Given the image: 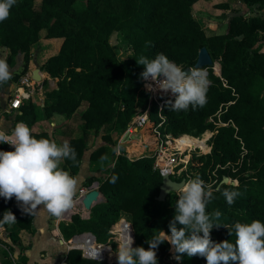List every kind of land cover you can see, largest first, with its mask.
Here are the masks:
<instances>
[{
    "label": "trees",
    "instance_id": "1",
    "mask_svg": "<svg viewBox=\"0 0 264 264\" xmlns=\"http://www.w3.org/2000/svg\"><path fill=\"white\" fill-rule=\"evenodd\" d=\"M199 1L42 0L37 9V0H17L10 17L0 23V53L10 52L6 60L11 66L18 56L23 55L24 59L23 71L0 85V96L10 83H18L28 73L32 48L41 41L43 32L47 40L62 41L59 53L42 66L52 79L59 80L57 89L46 95L40 112L31 99L16 111L14 118L5 115L7 132L16 123L24 122L37 139L55 140L49 131L34 132L37 123L48 122L56 115L71 119L87 103L81 117V136L69 140L77 153V162L67 160L61 166L75 177L88 152L91 165L98 168L105 166L108 157H114L109 173L86 185L98 181L106 200L94 207L89 220L74 215L71 223L60 224L67 242L77 235L92 233L98 243L104 244L100 236H109L115 224L130 226L135 233L133 248L142 246L147 250L146 241L157 230L170 235L169 223L175 215L177 200L171 198L172 194L165 202L157 201L163 185V176L154 171V153L161 143L157 132L161 139L171 136L175 142L183 136L201 140L204 134L215 133L207 147L212 149L211 154L196 157L200 163L199 177L214 194L207 211L219 210L222 214L219 223L223 227H214L210 234L213 242L234 243L236 237L229 231L236 222H264V15L260 14L264 0H234L252 16L247 18L241 7L235 9L227 18L226 33L220 35H208L195 17L194 6ZM228 7L216 6L222 10ZM115 35L120 36L122 47L128 50L121 60L110 42ZM203 48L222 66L221 78L210 74L212 85L206 105L185 112L167 107V101L174 98L153 103L150 122L143 129L149 153L133 161L128 159L126 148L117 155L115 142L127 132L138 112L149 106L141 78L144 67L136 59H153L157 53H163L186 70L194 68ZM93 141H99L94 150ZM0 151L14 148L0 144ZM226 177L238 185L220 186ZM213 182L216 184L210 187ZM224 190L241 195L229 206L222 195ZM8 210L17 222L4 228L12 244L17 245L24 233L33 231L35 213H23L15 198L6 201L0 197V219ZM85 250L89 255L99 252L100 261L118 263L115 253L98 245ZM156 251L158 264H207L204 258H188L186 254L179 263L168 243L161 244ZM67 264L99 263L85 259L79 250H72L68 252Z\"/></svg>",
    "mask_w": 264,
    "mask_h": 264
},
{
    "label": "clouds",
    "instance_id": "2",
    "mask_svg": "<svg viewBox=\"0 0 264 264\" xmlns=\"http://www.w3.org/2000/svg\"><path fill=\"white\" fill-rule=\"evenodd\" d=\"M16 4L17 0H0V23L10 17ZM136 62L144 67L141 78L152 82L146 84L149 91L158 89L174 97L167 101L170 110L195 111L206 105L211 82L205 69L185 71L163 53H157L153 59L139 57ZM11 79L12 70L6 58H0V85ZM0 144L14 148V151H0V197L6 201L15 198L21 211L29 215L40 210L61 218L74 208L78 181L61 166L63 161L77 162V153L68 142L58 145L55 140L37 139L24 122H18L9 133L0 129ZM222 195L231 206L241 193L224 190ZM213 199V190L203 179L189 178L180 190L175 215L169 223L170 235L157 230L146 241L147 250L142 246L133 248L134 239L128 226L118 241V264H158L156 250L163 243L171 245L177 261L186 254L188 258H204L207 264H264V222H236L229 231L236 237L234 243L212 241V229L223 227L219 223L221 212L207 211ZM16 222L15 215L5 211L0 219V231ZM91 255L97 260L99 252Z\"/></svg>",
    "mask_w": 264,
    "mask_h": 264
},
{
    "label": "rangeland",
    "instance_id": "3",
    "mask_svg": "<svg viewBox=\"0 0 264 264\" xmlns=\"http://www.w3.org/2000/svg\"><path fill=\"white\" fill-rule=\"evenodd\" d=\"M41 1L42 0H37V4H36L37 9L40 8ZM205 3L209 7L203 6L204 5L203 4L200 6V8H198L201 10L206 9V11L201 12L203 15L201 17H199V19H197V20L201 23L203 28L206 29L205 30L206 33L208 35H210L213 32H211V30L208 29L207 26L209 24H212V23H216L219 26L224 25L227 22L228 16H223L222 12H214L213 10H211L213 8L215 9V7L217 5H219V4L213 3L212 0H206ZM235 7H236L235 9H240L241 6L238 5ZM214 27L215 26H213L211 28H214ZM45 35H46V33L43 32L41 41L32 48V62L30 64L28 72L40 70L41 72L45 73L42 70L43 64L48 59H50L51 57H53L54 55L59 53V51H60V47H61L62 42L59 40H47V39H45ZM110 42H111V45L113 46L118 58L120 60L122 58L124 59L126 57L125 55L127 54L128 50H127V48L122 47V44L120 41V36L119 35L113 36ZM9 53L10 52L8 50H2V52L0 53V58H6L7 59ZM9 66H10V69L12 70V75L20 74L23 71V66H24L23 55H20L15 59V65L14 66H11V65H9ZM43 73L40 74L38 71V75L42 76ZM42 80H43V85H41V87H36L35 95L33 96L34 98L33 97L31 98L33 101H35V104L37 105L39 112H40V109L43 107L44 101L46 99V95L57 89L58 81H59L56 79H52L50 77V75L43 78ZM16 84L17 83H14V84L10 83V85L5 89L3 95L0 96V115L6 114V115H9L13 118L15 117L17 110L10 107V100L14 98L15 90L13 89V86H16ZM32 91H34V90H32ZM31 99H29V100H31ZM85 108H86V104H84L76 112L77 117H76L74 125L69 126V128L66 130H62L61 127L58 128L57 134H55V131L53 132V135H54V138L56 141L58 140L61 144H63L64 142H68L71 138H74V137L78 138L81 136L80 130L82 127V121L79 120V117H81V114L83 113V110ZM42 122H43V120H42ZM51 127L53 129V128H55V125L54 126L51 125ZM214 134H215L214 132H211L210 134H206V135L204 134L205 136L203 135L202 136L203 139H201V140L193 139L190 136H183V137L179 138L177 140V142H175L171 136H168L166 138V140H163L164 148L167 151H165V153L161 157L157 156L158 159L156 158V164H155L154 168H156L158 166L160 168L164 167L165 166V164L163 162L164 160L168 161V160L175 159L176 165H179V166L176 169V172H177L176 177H172V179L177 178V179H180V181H181L184 179L188 180L189 178H195L196 176H199L200 163L198 161H196V157L211 154L212 149L210 151L207 147H210L209 144H210V141H211ZM184 139L189 144V148L185 149V150H184ZM115 140H117V139H115ZM122 140H123V138L121 137L118 141L115 142L116 145L114 148H115L117 155H120L125 148V147L120 145ZM127 140L130 141V138H127ZM196 141H203V145L198 146L196 144ZM98 143H99V141H98ZM98 143H96V141H93V143L91 144V149L94 150V148L98 145ZM147 151L149 153V147H148ZM131 153L132 152L130 151V149L127 148L126 149V155H127L128 159H130V161H133L134 159H132L133 156H131ZM155 155H156V153H155ZM84 163L89 164L90 175L87 178V180L85 181V183H81V184H83L82 186H84V185L86 186L90 182L91 179L104 178L106 176V174L109 173L108 170L111 167H113V165H114V157L113 156L108 157V159L105 162V166L98 168V167L91 165V163L89 161V152H88L86 157H85ZM95 182L99 183L98 181H94V183ZM215 184H216V182H213L212 185H215ZM179 195H180V193H175L171 196V198L173 200L178 201ZM104 200H106L105 195H104ZM58 220H59V218L52 217L53 224L56 223ZM114 226H116V224L112 226L111 230L113 229ZM114 229H115V232L117 235L116 236L117 239L115 238L117 241L116 242L113 241L110 244L112 246V248L110 249V248H108L106 246H102V245L100 247H102V249L106 252L116 254L117 249L119 247L118 241L120 240V237L122 236V234L126 231L127 226L121 225L119 227H115ZM129 231H130L131 236L134 239V236H133L134 232L131 229H129ZM100 238H101L100 241L107 243L109 238H110V235L109 236L101 235ZM84 244H86V245H84ZM91 244L94 246L98 245L94 242V239L92 237L84 236V237L77 238L71 245L72 246L74 245V247L79 246V247L85 249L86 246L91 245ZM172 253H174V251ZM11 263L12 262L10 261L9 264H11ZM97 263H99V264H111L108 261L97 262Z\"/></svg>",
    "mask_w": 264,
    "mask_h": 264
},
{
    "label": "crops",
    "instance_id": "4",
    "mask_svg": "<svg viewBox=\"0 0 264 264\" xmlns=\"http://www.w3.org/2000/svg\"><path fill=\"white\" fill-rule=\"evenodd\" d=\"M212 1L215 4L229 5L227 10L217 9L216 7L215 9L214 8L211 9L214 12H222L223 16L229 17L232 14V12L235 10L236 8L235 6L239 5L242 7L241 4H239L234 0H212ZM205 2L206 0H200L194 6V13L197 19H199V17L203 15L201 12L206 11V9L201 10L198 8H200V6L203 4H204L203 6L209 7ZM260 14L264 15V11ZM213 26H215L216 28L215 27L211 28ZM207 28L210 29L211 32H213L210 35L224 34L227 31V22L224 25H220V26L217 25L216 23H212L209 24ZM46 75L49 76L48 74ZM84 104H86V108L83 110V113L88 107L87 103ZM83 113L81 114V117ZM5 115L6 114L0 115V125L3 127V128L1 127L0 129H4L5 132L8 133L7 132L9 130L8 123L7 124L3 123ZM76 117H77L76 114L71 119H67L63 116L56 115L48 122H44V121L38 122L33 131L34 132L49 131L50 133H53L55 131V134H57L58 128L61 127L62 130H66L69 128V126L74 125ZM81 117H79L80 121H81ZM51 125L53 126L55 125V128L52 129ZM122 138L123 140L120 145L125 147L126 149L127 148L130 149V151L132 152L131 156H133L132 159L139 158L148 153L147 137L144 134V130H140L136 132L134 135H131L126 132L122 136ZM127 138H130V141H128ZM56 143L58 145L61 144L58 140L56 141ZM63 163L64 161L62 162V164ZM89 175H90L89 164L84 163L81 167L80 173L76 176L78 181V190L81 187H85V185L82 186L83 184L81 183H85ZM34 213H35V218L33 221V231L31 233H24L22 236V240L19 244L17 245L12 244L5 228L3 231H0V264H9L10 261L12 262L11 264L14 263L61 264L67 258L68 250L67 247L65 246L67 241L62 236L59 227L61 223H71L72 220L71 222H61L59 218V220L53 224L52 221L53 216H51L47 212L37 210ZM62 240L64 241V244L61 242ZM93 247L95 246L91 244L86 246L85 249H90ZM74 248L82 249L79 246H76ZM65 264H67V262Z\"/></svg>",
    "mask_w": 264,
    "mask_h": 264
},
{
    "label": "built area",
    "instance_id": "5",
    "mask_svg": "<svg viewBox=\"0 0 264 264\" xmlns=\"http://www.w3.org/2000/svg\"><path fill=\"white\" fill-rule=\"evenodd\" d=\"M244 12H245V16L247 18L252 16V12L246 10L245 7L242 6L241 8ZM219 67V68H218ZM207 73H208V79L210 80V74L213 73L214 75H216L217 77L221 78V70H222V66L220 61H216L214 62V66L209 67V68H204ZM36 71H39L40 74H42L43 72H41L40 70H35L32 72H28L25 75H23L20 78V81L16 84V86H13V89L15 90V95L14 98L10 100V107L15 109V110H19L26 101H28L29 99H31L34 95H35V89L36 87H41V85H43V77L41 75H38L36 73ZM211 82V81H210ZM148 83H152L151 80L149 81H143V90L146 94L149 95V106L146 110H140L137 114V116L135 117V119L133 120V122L130 124V126L128 127L127 133L134 135L136 132L143 130L148 123L150 122V116H149V110L150 107L153 103H159V101L162 98H174L171 93H164L162 91H159L158 89L156 91H149L146 88V84ZM212 85V82L210 83V86ZM226 86V85H225ZM153 87H155V85L153 84ZM34 90V91H32ZM34 98V97H33ZM159 139L161 141L159 148L155 151L154 156L157 158L161 157L165 151H167L164 148L163 145V139H161V134L159 132H157ZM174 140V139H173ZM120 154V153H119ZM158 159V158H157ZM165 166L160 168L159 166L154 168V171H158L161 173L162 176L169 174L171 177H176L177 172L176 169L178 168L179 165H176V160L172 159V160H168V161H163ZM214 185H211L210 187H212ZM94 190H99L100 191V184H98L97 182L93 183L91 186H85V187H81L79 188L76 197H75V205H77V209L76 207H74L73 213L68 217V216H62L60 218L61 222H71L72 217L74 215H79L83 220H89L91 218V213H89L88 211L85 210L84 207V199L85 197L92 191ZM66 213V212H65ZM64 213V214H65ZM115 226L113 227L112 230L109 231V235L110 238L108 240L107 243L102 244V246L105 245H109L111 248L112 246L110 245L113 241H115L116 238V232H115ZM84 237V236H82ZM90 237V236H89ZM76 240V239H75ZM75 240H71L68 241L65 246L67 247L68 252L72 251V250H79L82 252L83 257L87 260L90 261H94V262H106V261H100V260H96L94 259L91 255H89L87 253V251L85 249H77L74 248L71 244L75 241ZM94 242L96 244H101L97 242V239L94 240ZM101 246V245H99ZM67 262V258L64 260L63 263L61 264H65ZM16 264V263H14Z\"/></svg>",
    "mask_w": 264,
    "mask_h": 264
},
{
    "label": "water",
    "instance_id": "6",
    "mask_svg": "<svg viewBox=\"0 0 264 264\" xmlns=\"http://www.w3.org/2000/svg\"><path fill=\"white\" fill-rule=\"evenodd\" d=\"M212 66H214V61H213L210 53L208 52V50L206 48H203L199 53L198 61H197V64L194 66V68L204 69V68H209ZM188 69H191V68H188ZM188 69H186L185 71H187ZM186 181L187 180L184 179L181 182H177V181H174L169 174L164 175L163 176V185L161 187L160 194L157 197V201L158 202H165L169 198V196H171L172 194L180 193V190ZM223 184H232L235 186L238 185L237 182H231L230 179L227 177L224 178V180L220 186H222ZM220 186L218 187V189L220 188ZM104 201L105 200H104L103 193L99 190H94V191L90 192L85 197L83 203H84L85 210L88 211L89 213H92V210L94 209V207L103 203ZM82 236H90L94 240L96 239V237L92 233H86V234H82V235H77L72 240H75V239L82 237ZM133 236H134V244L132 245V247H134V245H135V233ZM61 242L64 244L63 240ZM174 259H175V256H174ZM178 262L181 263V260Z\"/></svg>",
    "mask_w": 264,
    "mask_h": 264
},
{
    "label": "bare ground",
    "instance_id": "7",
    "mask_svg": "<svg viewBox=\"0 0 264 264\" xmlns=\"http://www.w3.org/2000/svg\"><path fill=\"white\" fill-rule=\"evenodd\" d=\"M219 68V67H218ZM36 73L38 74V71H36ZM42 77L43 78H45V77H47V75H45V74H43L42 75ZM49 78V77H48ZM196 144L199 146V145H203V141H196ZM189 148V144H188V142L184 139V150L185 149H188ZM209 151V150H208ZM74 207H76V209H77V205H74ZM72 211V212H71ZM73 213V210L71 209V210H68L63 216H70L71 214ZM117 236V235H116ZM117 239V238H116ZM115 239V241H117ZM98 245H102V244H98ZM106 247H108V248H110L111 249V247L109 246V245H105ZM113 251V250H112Z\"/></svg>",
    "mask_w": 264,
    "mask_h": 264
}]
</instances>
